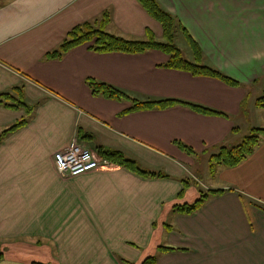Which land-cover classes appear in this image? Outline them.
Wrapping results in <instances>:
<instances>
[{
	"label": "crops",
	"instance_id": "0c3cea01",
	"mask_svg": "<svg viewBox=\"0 0 264 264\" xmlns=\"http://www.w3.org/2000/svg\"><path fill=\"white\" fill-rule=\"evenodd\" d=\"M157 1L201 48L203 64L243 86L166 68L170 57L158 50L99 53L84 44L47 58L72 29L106 11L110 34L142 40L151 29L162 41L161 25L137 0H0V95L22 87L37 106L27 126L0 142V264H143L152 257L157 264H264V141L240 166L218 170L210 192H224L210 193L202 209H175L199 199L194 187L179 195L198 159L264 129V108L256 105L264 91V0ZM89 79L140 101L175 99L227 117L182 104L128 112L130 101L93 95ZM25 117L0 103V134ZM75 143L122 152L169 177L114 164L65 176L55 156Z\"/></svg>",
	"mask_w": 264,
	"mask_h": 264
},
{
	"label": "trees",
	"instance_id": "16d2710c",
	"mask_svg": "<svg viewBox=\"0 0 264 264\" xmlns=\"http://www.w3.org/2000/svg\"><path fill=\"white\" fill-rule=\"evenodd\" d=\"M146 10L149 16L156 20L163 30V41L156 38L155 33L151 29H147L145 38L142 40H128L120 36L110 34L107 27L112 22V16L109 11L104 12L99 18L88 21L72 29L65 40L55 50L47 54V58L56 60L62 58L72 49L84 44H91V48L99 53H128L142 54L151 50H158L166 53L170 59L165 65L166 68L181 70L188 72L194 76L210 77L224 82L232 87L243 86L238 81L230 78L220 70L203 64L204 56L201 48L193 40L187 30L181 25L177 17L167 11L157 0H137ZM182 31L186 42L193 54L194 60H186L184 54L177 44V33ZM87 84L93 95L103 97L115 101H130L132 107L128 112H139L142 110L158 107L160 109L170 108L172 106L182 104L188 106L197 113L203 115L225 116V114L206 108L204 106L195 105L175 99H164L160 101H140L132 98L122 90L109 84L101 83L95 79H89ZM6 103L8 107L16 110H25L26 117L18 121L10 128L4 130L0 134V142L10 134L27 126L32 119L36 105H29L25 100V93L22 87L13 89L12 93L0 95V103ZM257 107L264 108V96L256 101ZM227 117V116H225ZM264 141V129L253 128L250 133L244 137L242 142L231 148L222 147L213 154L209 160V172L212 176L218 173L220 168L232 169L240 166L247 161L261 146ZM188 155L193 156L195 152L182 143H177ZM99 155L109 163L128 169L130 172L141 177L167 178V174L162 172H154L142 169L140 164L132 159L127 158L122 152L99 149ZM188 183L184 181V189L179 194L181 197L185 195ZM224 191L201 192L200 198L193 204L178 205L175 209L183 214L192 215L198 212L206 203L210 193H221ZM160 252H168L178 250L169 247H160ZM4 259L3 253L0 251V262ZM157 257L147 259L143 264H157Z\"/></svg>",
	"mask_w": 264,
	"mask_h": 264
},
{
	"label": "built area",
	"instance_id": "2783aa9c",
	"mask_svg": "<svg viewBox=\"0 0 264 264\" xmlns=\"http://www.w3.org/2000/svg\"><path fill=\"white\" fill-rule=\"evenodd\" d=\"M55 163L59 172L68 177L110 168L108 161L78 143L56 154Z\"/></svg>",
	"mask_w": 264,
	"mask_h": 264
},
{
	"label": "rangeland",
	"instance_id": "374dc122",
	"mask_svg": "<svg viewBox=\"0 0 264 264\" xmlns=\"http://www.w3.org/2000/svg\"><path fill=\"white\" fill-rule=\"evenodd\" d=\"M176 41H177L178 46L181 48L185 59L192 61V54L190 53V51L188 49L189 47H187L188 45L184 39V36L178 35ZM256 96H257V98H261L262 96H264V91L262 90L260 93H257ZM21 120H23V118ZM83 146L90 149L95 154L99 155V152L92 150L91 148H89L86 145H83ZM104 160H106V159H104ZM206 160L207 159H203V158L198 159V163H196V166L190 167L189 172H186L185 177H184V180L189 185L187 189H189L190 187H194V191L198 193V198H200L202 191L204 193L205 192L207 193V192L211 191L210 188H212L211 185H209V184H211L214 177L209 172V161H206ZM106 161H108V160H106ZM108 162H110V161H108ZM110 166H111V163H110ZM194 191H191L190 195H192V193Z\"/></svg>",
	"mask_w": 264,
	"mask_h": 264
}]
</instances>
